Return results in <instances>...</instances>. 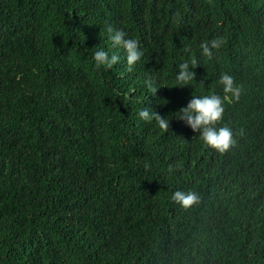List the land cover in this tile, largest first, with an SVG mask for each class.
I'll use <instances>...</instances> for the list:
<instances>
[{
  "label": "trees",
  "instance_id": "obj_1",
  "mask_svg": "<svg viewBox=\"0 0 264 264\" xmlns=\"http://www.w3.org/2000/svg\"><path fill=\"white\" fill-rule=\"evenodd\" d=\"M109 25L139 39L131 69ZM210 93L223 151L177 115ZM0 264H264V0H0Z\"/></svg>",
  "mask_w": 264,
  "mask_h": 264
},
{
  "label": "clouds",
  "instance_id": "obj_2",
  "mask_svg": "<svg viewBox=\"0 0 264 264\" xmlns=\"http://www.w3.org/2000/svg\"><path fill=\"white\" fill-rule=\"evenodd\" d=\"M108 38L111 41L113 49H123L127 67L131 69L134 64L143 56V49L140 41L133 35H128L124 28L108 27ZM223 42L222 37L202 42V52L211 55L214 48H219ZM93 61L96 68H111L120 60L118 51H109L104 47H98L92 53ZM195 60L191 63L194 65ZM179 71L176 73L175 83H187L192 80L195 73L189 67V62L185 61L179 65ZM219 80L223 85L225 94H231L238 98L240 87L234 81L232 74L223 72L219 76ZM149 87L155 91V85L149 82ZM223 97L218 94H201L194 95L188 103L178 110V117L188 124L194 131H199L201 138L206 145L214 147L218 150H225L236 143L233 129L223 124L216 127V122L221 120L224 112ZM139 116L142 119L153 120L163 129L168 128L169 119L161 116L158 112L153 111L149 107H143L139 110ZM171 198L184 206L192 204L198 199V194L192 190L184 191L175 190L171 194Z\"/></svg>",
  "mask_w": 264,
  "mask_h": 264
}]
</instances>
